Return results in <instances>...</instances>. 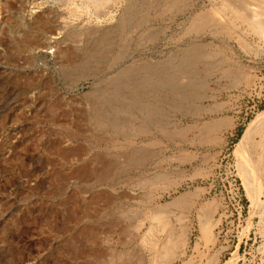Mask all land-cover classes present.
Returning <instances> with one entry per match:
<instances>
[{
  "label": "rangeland",
  "instance_id": "374dc122",
  "mask_svg": "<svg viewBox=\"0 0 264 264\" xmlns=\"http://www.w3.org/2000/svg\"><path fill=\"white\" fill-rule=\"evenodd\" d=\"M228 6L0 0V264H264V34Z\"/></svg>",
  "mask_w": 264,
  "mask_h": 264
},
{
  "label": "bare ground",
  "instance_id": "6f19581e",
  "mask_svg": "<svg viewBox=\"0 0 264 264\" xmlns=\"http://www.w3.org/2000/svg\"><path fill=\"white\" fill-rule=\"evenodd\" d=\"M105 1V0H104ZM224 1V0H223ZM226 1V0H225ZM228 1V4H229V8L231 10H233L232 12H236L238 14V16L244 18V21H245V18L246 19V22L248 20V18L250 19V25H252L253 28H256L258 31L254 30L255 32H258L259 33V36L261 33L264 34V21L262 20V18L260 17L261 13L259 12V8H258V4L255 3V1L253 2L252 0H227ZM263 1V0H262ZM98 2V1H97ZM96 2V3H97ZM35 3V2H34ZM37 3V2H36ZM43 4L45 2H42ZM41 4V3H40ZM101 4V3H100ZM36 5V4H35ZM61 5V4H60ZM44 6V5H43ZM57 6V5H56ZM36 7V6H35ZM48 7V6H47ZM101 7V6H100ZM227 7V8H228ZM41 8V6H40ZM97 7H95L96 9ZM57 10V9H56ZM227 10V9H226ZM31 11V10H30ZM228 11V10H227ZM220 12V11H219ZM222 14V13H221ZM211 16V15H210ZM209 16V18H210ZM226 16V15H224ZM215 17V16H214ZM264 17V16H263ZM204 18V17H203ZM208 18V16H207ZM212 18V21H213V17ZM216 18V17H215ZM206 19V17H205ZM208 20V19H207ZM217 20V19H216ZM205 21V20H204ZM210 21V20H209ZM211 21V22H212ZM215 21V19H214ZM252 22V23H251ZM207 23H210V22H207ZM202 24V23H201ZM248 24V25H249ZM251 27V26H250ZM251 27V28H252ZM89 30V29H88ZM90 30H93V29H90ZM96 30V29H95ZM261 33H260V32ZM94 32V31H93ZM262 34V35H263ZM58 35V34H56ZM54 38L53 42L55 44H57L56 42L58 41V39H56L57 37H52ZM111 40V39H110ZM64 41V40H63ZM61 42V41H60ZM43 46V45H42ZM41 47V46H40ZM52 47L51 44H46L45 46L42 47L41 50H48ZM191 53V52H190ZM195 54V53H194ZM196 55V54H195ZM193 56V55H192ZM189 57V56H188ZM189 60V59H188ZM192 60V59H191ZM191 62V61H190ZM190 68V67H189ZM183 70V69H182ZM138 71V70H137ZM188 71V70H187ZM192 71V70H191ZM190 73V71H189ZM167 75V74H166ZM168 76V75H167ZM166 76V77H167ZM186 80H188L187 78L184 77L182 81V83H188ZM186 81V82H185ZM156 82V81H155ZM180 83V82H179ZM190 84V82H189ZM119 87V86H118ZM163 89V88H162ZM261 121V120H260ZM258 122L256 119L252 120L248 126L245 128V130L243 131L242 135L240 136L238 142H237V153L240 155L241 157V169L243 171L241 172H245L246 175H248V167L252 165V168L254 169V171H257L258 170V167H260V160L262 161L263 159V156L262 158H260V156H254V158L252 160H250L248 157H247V152L249 150V147H251V144H252V141H253V136L257 133V130H258ZM264 141V140H263ZM254 144V143H253ZM254 146V145H253ZM257 147V146H256ZM264 147V146H263ZM262 153V152H261ZM260 153V154H261ZM264 154V153H263ZM261 154V155H263ZM249 155V154H248ZM249 157H251L249 155ZM243 175H245L244 173H242ZM249 176V175H248ZM247 177V176H246ZM245 177V178H246ZM248 180V179H247ZM244 181V180H243ZM249 181V180H248ZM245 182V181H244ZM249 183V182H248ZM246 184V183H245ZM247 185V184H246ZM247 187V186H246ZM248 194H249V189H248ZM250 198L251 200H254V196L251 194L250 195ZM260 205V204H259ZM262 207H264L262 205ZM259 206V208H262ZM263 209V208H262Z\"/></svg>",
  "mask_w": 264,
  "mask_h": 264
},
{
  "label": "built area",
  "instance_id": "2783aa9c",
  "mask_svg": "<svg viewBox=\"0 0 264 264\" xmlns=\"http://www.w3.org/2000/svg\"><path fill=\"white\" fill-rule=\"evenodd\" d=\"M0 51H2V48L0 47Z\"/></svg>",
  "mask_w": 264,
  "mask_h": 264
}]
</instances>
